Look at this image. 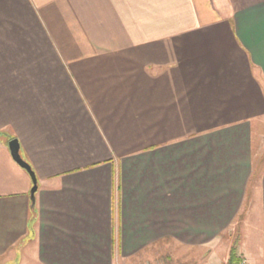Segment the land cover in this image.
I'll use <instances>...</instances> for the list:
<instances>
[{
  "label": "crops",
  "instance_id": "crops-1",
  "mask_svg": "<svg viewBox=\"0 0 264 264\" xmlns=\"http://www.w3.org/2000/svg\"><path fill=\"white\" fill-rule=\"evenodd\" d=\"M263 130L264 0H0V264H264Z\"/></svg>",
  "mask_w": 264,
  "mask_h": 264
},
{
  "label": "rangeland",
  "instance_id": "rangeland-1",
  "mask_svg": "<svg viewBox=\"0 0 264 264\" xmlns=\"http://www.w3.org/2000/svg\"><path fill=\"white\" fill-rule=\"evenodd\" d=\"M261 152H264V130L261 132ZM263 140V141H262ZM240 224L237 225L236 230H239L235 235L230 236L228 233L225 238L221 240V245L219 246L218 252L212 255L211 264H222V260L226 259L229 255L230 246L233 247L235 242L238 240L237 244L240 245L241 237L243 236V231L240 228ZM232 249V248H231ZM203 255L196 252L194 255H188L186 251L180 249L177 253L171 254H156L147 256L143 260L138 261L135 264H205L203 261Z\"/></svg>",
  "mask_w": 264,
  "mask_h": 264
},
{
  "label": "water",
  "instance_id": "water-1",
  "mask_svg": "<svg viewBox=\"0 0 264 264\" xmlns=\"http://www.w3.org/2000/svg\"><path fill=\"white\" fill-rule=\"evenodd\" d=\"M9 148L11 151V154L13 156V159L22 167L24 168L29 175L31 176L32 180H33V189L31 192V199H32V207L34 208L35 206V195L38 191V180H37V176L35 174V172L33 171V169L31 168V166L23 159L22 155H21V146L18 140H12L9 143Z\"/></svg>",
  "mask_w": 264,
  "mask_h": 264
},
{
  "label": "trees",
  "instance_id": "trees-1",
  "mask_svg": "<svg viewBox=\"0 0 264 264\" xmlns=\"http://www.w3.org/2000/svg\"><path fill=\"white\" fill-rule=\"evenodd\" d=\"M35 217H36V213L34 212L33 220L35 219ZM237 242L238 240L235 242V244L233 245L230 251V257H229L228 264H240L242 261V258L238 255V252H237V248H238Z\"/></svg>",
  "mask_w": 264,
  "mask_h": 264
},
{
  "label": "built area",
  "instance_id": "built-area-1",
  "mask_svg": "<svg viewBox=\"0 0 264 264\" xmlns=\"http://www.w3.org/2000/svg\"><path fill=\"white\" fill-rule=\"evenodd\" d=\"M240 264H247L245 260H242Z\"/></svg>",
  "mask_w": 264,
  "mask_h": 264
}]
</instances>
